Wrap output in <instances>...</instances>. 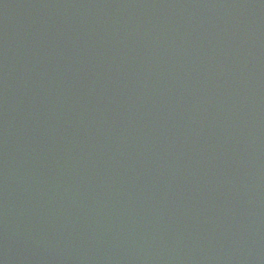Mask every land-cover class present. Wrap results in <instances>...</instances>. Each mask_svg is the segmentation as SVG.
Instances as JSON below:
<instances>
[{
  "label": "water",
  "instance_id": "95a60500",
  "mask_svg": "<svg viewBox=\"0 0 264 264\" xmlns=\"http://www.w3.org/2000/svg\"><path fill=\"white\" fill-rule=\"evenodd\" d=\"M0 264H264V0H0Z\"/></svg>",
  "mask_w": 264,
  "mask_h": 264
}]
</instances>
